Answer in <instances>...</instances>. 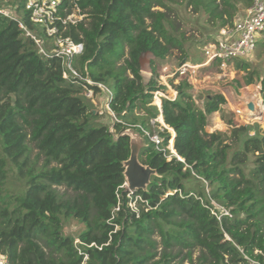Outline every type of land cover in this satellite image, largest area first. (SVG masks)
I'll return each mask as SVG.
<instances>
[{
	"label": "trees",
	"instance_id": "16d2710c",
	"mask_svg": "<svg viewBox=\"0 0 264 264\" xmlns=\"http://www.w3.org/2000/svg\"><path fill=\"white\" fill-rule=\"evenodd\" d=\"M14 1L11 8L33 28L24 0ZM175 2L78 0L86 19L60 35L83 43L82 53L71 58L83 79L65 78L63 59L40 53L17 21L0 13V249L9 264H180L184 258L192 264H264V129L253 135L245 126L208 133V115L226 103L220 92L200 91L198 106L185 80L170 81L177 95L161 99V115L174 131L175 154L166 149L171 135L164 129L163 151L146 141L138 154L158 175L129 197L121 188L122 162L130 154L122 132L134 124L146 128L159 113L153 93L166 92L156 68L178 47L166 28ZM185 2L219 28L232 25L238 10L236 0ZM243 2L248 6L251 0ZM143 53L154 59L146 82ZM187 60L185 54L177 63ZM244 60H234L235 69L245 71L235 82L242 87L259 81L264 104V76ZM97 83L109 89L108 99ZM96 95L115 116L109 115L114 132L90 103ZM232 144L240 148L229 156ZM249 156L253 166L246 174ZM8 163L24 180L13 195L4 189ZM205 186L230 216L211 213ZM136 194L142 201L134 200ZM69 219L83 225L76 235L62 231Z\"/></svg>",
	"mask_w": 264,
	"mask_h": 264
},
{
	"label": "rangeland",
	"instance_id": "374dc122",
	"mask_svg": "<svg viewBox=\"0 0 264 264\" xmlns=\"http://www.w3.org/2000/svg\"><path fill=\"white\" fill-rule=\"evenodd\" d=\"M236 1L238 5L236 15H238L239 12H242L243 9H245V5L243 0ZM14 2V0H0V6L12 9L11 7L14 6ZM20 12L22 11L20 10ZM167 15L169 16L168 18L171 21V25L166 23V28L176 38L177 46L181 47L182 50H180L178 47L170 48V55L167 58L168 62L163 65L157 64L158 67L156 69L159 83L165 85L166 91H168V93L173 94L172 92H174V90L172 92L170 91L171 89H173L172 84H177L181 80V78L176 77L175 79H173L169 76H166V72H162V67H168V65H177V62L185 54L186 57H188V62L200 65L204 60L203 46L210 37L216 34L219 27H217L215 22L210 21L207 15L202 11L196 12L195 10H193L191 6H188L186 4L185 0H178L177 3H171L170 10L167 11ZM40 37L47 49L53 47L52 38H47L43 35H40ZM260 40L261 39L257 40V45L255 47V50L253 51L254 56H256V60L249 62L247 61V59H245L244 62H248L250 64V69L254 70L256 75L262 77L264 76V39L261 41ZM126 52L127 47L125 46L124 53ZM139 60L140 73L143 77V81L146 82L151 74L150 61L154 59L150 53H143L140 56ZM119 63H122V59H120ZM156 63L158 62L156 61ZM234 63L235 62L228 63L226 68L223 69H220L217 63H213L209 66H198V68H196L194 72H192L188 77L182 78L184 80L189 79V90L194 97L195 103L198 104V106L202 105L201 98L197 96L202 90H215L217 92H220L225 98L226 103L222 105V111L214 112L208 115V124L205 128L208 133L216 130L229 133L232 127H239L243 124L245 127H248V134L250 135L254 134V130L260 131L264 129V111L261 112L260 116L254 117L249 122L242 119L244 113L247 110V103L252 101L255 102L256 96L258 95L257 92L260 88V83L259 81H255L254 83L246 86H237L235 80L237 79L240 81L241 79H243V77H245V71L236 70L234 67ZM170 81H172V84ZM253 93L255 95H253ZM104 95L106 98L107 94L105 93ZM104 101V97H102L101 95H96L92 100H90V103H92L94 111L99 114V116L102 118V121L109 126L110 131L114 132V129L112 127L113 118L111 119V117L109 116L110 112L107 111L106 103H104ZM257 101L260 102L261 100H258L257 97ZM153 103L155 105V99ZM261 103L262 102H260V104ZM262 105L264 107V104ZM136 111V113L139 115L143 113V111L140 109ZM241 122H243V124H241ZM230 125H232V127H230ZM129 128L134 130V127ZM142 135L146 138V141H148L147 137L143 133ZM226 141L228 142V140ZM238 148H240V145L232 144L228 151L229 156L234 150ZM171 149H173V137L171 140ZM35 151V149L32 150L31 157L33 156V153ZM251 160L252 157L249 156L248 162L244 166V171L246 174L253 166ZM23 181L24 180L17 179L15 169L8 163L7 182L4 185V189L6 190L5 193H8L10 195L16 194L22 187ZM188 184L189 186L192 185L191 182ZM59 189L60 191H62L64 187H59ZM208 192L209 187L205 186L203 200L208 198L210 203H212V209L214 210L215 207L220 210L221 205L217 204L214 199H210V197L208 196ZM82 228L83 225L76 219H69L64 221L62 231L64 234L76 235V233L79 232ZM76 241L77 238H75V242ZM184 253L185 252L182 253V256L184 255ZM198 255L199 252L197 250L192 252L191 259L193 263L197 261ZM180 264L192 263L190 262L189 258H184L181 260Z\"/></svg>",
	"mask_w": 264,
	"mask_h": 264
},
{
	"label": "built area",
	"instance_id": "2783aa9c",
	"mask_svg": "<svg viewBox=\"0 0 264 264\" xmlns=\"http://www.w3.org/2000/svg\"><path fill=\"white\" fill-rule=\"evenodd\" d=\"M77 1L78 0H24L22 10L27 12L28 19L33 25L31 29L25 26L21 17L16 14L13 8L8 9L7 7L0 6V13L16 20L18 27L23 29L25 34L34 40L40 53L46 56L52 53L60 56L63 59V65L65 67L63 70V76L65 78L72 77L83 79L79 69L74 67L71 63V58L74 55L82 53L83 43L73 42L69 37H62L60 35L68 26L76 25L77 22L85 20L86 14L80 10ZM40 34L47 38H52L53 47L47 49L42 42ZM259 39H264V0H251L250 4L243 9L242 12H239V16L234 19L232 25H227L219 29L217 35H215L212 40L205 43L203 46L204 60L200 65L186 61L174 66H164L162 67V72H166V76L171 78L179 77L181 78L180 81H182L184 80L182 78L188 77L198 66H209L213 63H217L220 69L226 68L227 64L233 60H243L251 56L257 45V40ZM84 80L89 85L94 84L87 78ZM188 80L185 79L187 83H189ZM97 87L104 94H107L106 99L111 96V92L105 85L97 83ZM172 90H174L173 94L155 91L152 97L153 101L154 99H159V101H161L162 98L175 100L177 92L174 88ZM257 93L258 99L262 102L260 88ZM92 95V90L87 89L85 91V96L87 98H91ZM155 105L159 113L156 117L148 120L150 129L144 128L139 124L130 127H134V130L140 134L141 138L144 139L145 145H147L145 143L146 138L142 133L147 137L149 143L154 144L156 148L163 151L164 148L161 147L162 137L160 133L163 132L164 129L168 131L170 128L164 123L163 125L160 124L161 104ZM259 106L260 105H257V107ZM109 112L115 119L114 114L110 110ZM242 119L247 122L252 120L247 118V110ZM241 124H243V122H241ZM242 126H244V124ZM230 127H232V125H230ZM169 132L171 136L167 141L166 149L172 152L171 140L173 132ZM177 159L181 160L179 157H177ZM121 188L125 189L128 197L134 193V191L126 189L125 183L121 185ZM117 198L119 199V194ZM134 200L142 201L141 197L137 194L134 195ZM128 205L132 210H135L134 201L129 202ZM210 209L211 213L214 214L217 219H220L222 215L230 216L229 210L222 206L220 210L215 207V211L212 207ZM76 242H78V240ZM9 263L7 254L0 249V264Z\"/></svg>",
	"mask_w": 264,
	"mask_h": 264
},
{
	"label": "water",
	"instance_id": "95a60500",
	"mask_svg": "<svg viewBox=\"0 0 264 264\" xmlns=\"http://www.w3.org/2000/svg\"><path fill=\"white\" fill-rule=\"evenodd\" d=\"M261 104H263V102ZM246 108L248 119H253L261 114L259 107L256 106L254 101L248 102ZM122 134L129 137L130 149L128 159L122 162L126 189L129 191L146 190L151 177L157 176L158 174L154 168L142 164L138 160V154L145 146L144 141L140 134L131 128L123 130Z\"/></svg>",
	"mask_w": 264,
	"mask_h": 264
},
{
	"label": "crops",
	"instance_id": "0c3cea01",
	"mask_svg": "<svg viewBox=\"0 0 264 264\" xmlns=\"http://www.w3.org/2000/svg\"><path fill=\"white\" fill-rule=\"evenodd\" d=\"M247 6H245V8H246ZM239 16V13H238V15H236L235 16V18H237ZM234 18V19H235ZM224 26H227V25H224ZM224 26H222V27H224ZM222 27H220V28H218V30L219 29H221ZM218 30H217V32H216V34L215 35H217V33H218ZM215 35L214 36H212V37H210L206 42H208V41H210V40H212L214 37H215ZM256 56H254V54H252L251 56H249L248 58H247V61H249V62H251V61H255L256 59ZM232 62H234V60L233 61H231L230 63H232ZM168 91H166V93H167ZM159 104H161V101H160V103ZM153 105H154V103H153ZM161 106V105H160ZM141 110V109H140ZM109 112V111H108ZM137 112V111H136ZM137 114V113H136ZM143 113H141L140 115H142ZM111 115V114H110ZM160 118L162 119V115L160 116ZM160 121V124L161 125H163V121L162 120H159ZM147 129H150V126H149V124L147 125V127H146ZM168 131H171L170 129H168Z\"/></svg>",
	"mask_w": 264,
	"mask_h": 264
},
{
	"label": "bare ground",
	"instance_id": "6f19581e",
	"mask_svg": "<svg viewBox=\"0 0 264 264\" xmlns=\"http://www.w3.org/2000/svg\"><path fill=\"white\" fill-rule=\"evenodd\" d=\"M101 84H102V83H101ZM169 89H171V88H169ZM170 91L172 92L173 90L171 89ZM172 93H173V92H172ZM254 95H255V94H254ZM258 100H259V99H258ZM260 102H261V101H260ZM260 102L257 101V96H256V99H255L256 106H257V105H260V106H259V109H260L259 111L262 112V111H264V107H263L262 104H260ZM155 104H156V103H155ZM158 104H159V103H158ZM156 107H157V106H156ZM160 108H161V106H160ZM159 120H162V121H163V119H161L160 117H159ZM134 125H135V124H134ZM165 125H166V124H165ZM167 126H168V125H167ZM128 127H130V126H128ZM128 127H127V128H128ZM127 128H126V129H127ZM168 128H170V127H168ZM170 130L173 132V136H174V131H173L171 128H170ZM167 132H169V131H167ZM169 134H170V132H169ZM170 135H171V134H170ZM173 136H172V137H173ZM145 143H146V141H145ZM170 152H171V151H170ZM172 152L175 154V152L173 151V149H172ZM84 258H86V257H84Z\"/></svg>",
	"mask_w": 264,
	"mask_h": 264
}]
</instances>
